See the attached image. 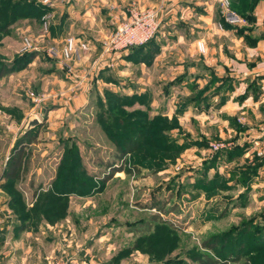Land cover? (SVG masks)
<instances>
[{
    "label": "rangeland",
    "instance_id": "374dc122",
    "mask_svg": "<svg viewBox=\"0 0 264 264\" xmlns=\"http://www.w3.org/2000/svg\"><path fill=\"white\" fill-rule=\"evenodd\" d=\"M8 2L0 0V264H200L208 255L264 264V181L247 171L259 161L226 166L235 147L215 130L212 80L185 94L183 53L153 65V41L113 66L94 63L111 33L70 72L47 47L74 34L47 30L28 4L9 21ZM25 36L41 47L29 60ZM194 104L204 112H187ZM33 116L41 125L7 180ZM132 137L139 149L121 158L117 145ZM111 165L124 170L111 176Z\"/></svg>",
    "mask_w": 264,
    "mask_h": 264
},
{
    "label": "crops",
    "instance_id": "0c3cea01",
    "mask_svg": "<svg viewBox=\"0 0 264 264\" xmlns=\"http://www.w3.org/2000/svg\"><path fill=\"white\" fill-rule=\"evenodd\" d=\"M223 1L55 0L49 6V31L60 30L61 37L68 33L88 40L90 51L84 61L100 50L102 41L117 23L130 16L132 8L158 9L160 27L154 40L161 51L153 65L160 56L173 53L180 58L182 52L183 60L177 63H183L187 95L212 80L207 95L210 111L217 118L215 130L227 132L229 145L245 147L243 154L226 166L247 160L251 163L256 155L262 162L256 177L264 181V0H248L238 8L235 0H227V7ZM228 10L241 21L228 22ZM194 105L187 112L193 108L198 112L200 106Z\"/></svg>",
    "mask_w": 264,
    "mask_h": 264
},
{
    "label": "built area",
    "instance_id": "2783aa9c",
    "mask_svg": "<svg viewBox=\"0 0 264 264\" xmlns=\"http://www.w3.org/2000/svg\"><path fill=\"white\" fill-rule=\"evenodd\" d=\"M41 3L52 6L55 0H39ZM227 0L223 5L228 6ZM48 16H43L45 28L48 30ZM226 20L231 23H238L241 18L234 11H227ZM160 27L159 13L156 8L141 10L137 7L132 8L128 18L116 24L114 30L105 39L102 50L94 63L113 66L116 58L121 57L133 46H139L150 41L158 32ZM62 46L47 47V52L53 58H57L70 72H73L74 65L84 53L90 50V43L86 39H80L75 35H67L62 41ZM199 48L203 50V44L199 43ZM26 51H41L39 44L34 43L30 36L23 39V48ZM36 101H41L42 97H36ZM218 145L216 146V148Z\"/></svg>",
    "mask_w": 264,
    "mask_h": 264
},
{
    "label": "trees",
    "instance_id": "16d2710c",
    "mask_svg": "<svg viewBox=\"0 0 264 264\" xmlns=\"http://www.w3.org/2000/svg\"><path fill=\"white\" fill-rule=\"evenodd\" d=\"M246 1L248 0H235V7L238 8V6L241 7L245 6V4L247 3ZM240 2V3H238ZM9 5L8 7L10 8V18L8 19L9 21H11L10 19H13V17L15 16L16 12H18L17 10V6L18 5H26L28 4V6H32V8H30L28 10V12L34 13L35 16L37 17H41L43 15H45V13L47 11L50 10V7L48 5H45L39 1H34L32 2L30 5L27 2H24L23 0H9ZM7 3V4H8ZM253 4V2L251 4H249V6L251 7ZM1 7V6H0ZM4 7H1L0 9H2ZM157 35V34H156ZM156 35L147 43L143 44V45H139V46H133V47H140V46H144L148 43H150L151 41L155 42V37ZM158 45V43H156ZM131 47V48H133ZM130 48V49H131ZM39 51H26L22 54V59L21 60H29L32 59L33 56L36 57L38 55ZM128 52V51H127ZM131 53V52H130ZM125 54V53H124ZM124 56V55H123ZM129 57V56H128ZM0 65L2 66L3 63ZM7 66V65H6ZM11 66V65H10ZM13 68V67H11ZM3 76V73L0 72V77ZM200 99L202 98V96L204 95V90L200 91ZM196 100V99H195ZM41 125V124H40ZM40 125L36 126L39 127ZM36 127L32 128L31 130L23 133V135L21 136V138L17 141V143L15 144V146L13 147L12 153L9 156L6 166L4 168V172H3V177L7 180H12V179H16L22 168H23V164H24V158H25V154H26V148L33 142V135H32V130L35 129ZM139 141H138V137H132L130 139H128V141H124L123 143H119L117 145V152L118 155L121 158H124L125 156H127L130 153L135 152L136 150L139 149ZM245 150V147H235L234 151L230 152L229 154V160H233L236 158V156H241L243 154ZM220 157H218V161H219ZM256 165V164H255ZM262 166V162H258L256 166H250L248 167V175L250 174L251 176H254L258 173L260 167ZM111 168V173L110 175L113 176L115 173L119 172V171H123L124 167L121 165L120 167H114V166H110ZM245 174V172H244ZM243 176H247V172L246 175ZM244 178V177H243ZM250 230L248 229V227H246L242 233L243 234H247L249 233ZM198 261H200V264H220L221 261L219 258H216L214 256H206L203 258H198Z\"/></svg>",
    "mask_w": 264,
    "mask_h": 264
},
{
    "label": "water",
    "instance_id": "95a60500",
    "mask_svg": "<svg viewBox=\"0 0 264 264\" xmlns=\"http://www.w3.org/2000/svg\"><path fill=\"white\" fill-rule=\"evenodd\" d=\"M41 120L37 116L30 117L25 126L24 133L41 124Z\"/></svg>",
    "mask_w": 264,
    "mask_h": 264
}]
</instances>
